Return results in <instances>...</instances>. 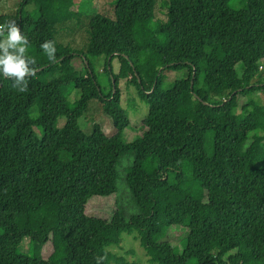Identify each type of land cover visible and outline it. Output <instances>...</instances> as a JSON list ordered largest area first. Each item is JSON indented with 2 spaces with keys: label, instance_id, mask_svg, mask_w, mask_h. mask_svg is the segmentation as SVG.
Masks as SVG:
<instances>
[{
  "label": "trees",
  "instance_id": "16d2710c",
  "mask_svg": "<svg viewBox=\"0 0 264 264\" xmlns=\"http://www.w3.org/2000/svg\"><path fill=\"white\" fill-rule=\"evenodd\" d=\"M114 2L113 18L96 13L85 25L86 51L57 39L80 21L75 0H23L0 16L17 22L39 67L24 93L0 75V264H138L109 249L126 233L138 234L151 264H264V102L255 95L264 93V0ZM45 40L56 42L57 63ZM101 57L108 92L94 69ZM171 70L181 74L165 88ZM120 79L148 104L144 133L122 145L92 202L116 193L114 164L132 150L126 181L140 212L104 218L86 212L85 197L107 135L97 122L86 135L78 120L95 100L116 129L129 128ZM213 190L228 192L226 211L210 204ZM176 229L186 237L178 253L166 240ZM26 240L44 254L21 252Z\"/></svg>",
  "mask_w": 264,
  "mask_h": 264
},
{
  "label": "rangeland",
  "instance_id": "374dc122",
  "mask_svg": "<svg viewBox=\"0 0 264 264\" xmlns=\"http://www.w3.org/2000/svg\"><path fill=\"white\" fill-rule=\"evenodd\" d=\"M22 1L23 0H0V16L16 13ZM30 7V5L27 6V8ZM74 9L81 15L80 21L72 20L68 22L63 27V31L61 30L60 34L57 36V39L74 49L86 51L88 39L85 25L88 24L90 17L96 13H101L113 18L115 15V2L114 0H75ZM157 10H159V7H157ZM76 60L80 61L81 59L77 58ZM104 62V57L94 60V69L98 75L101 86L105 88L104 92H108L111 88V84L108 75L103 72ZM119 66V60L115 58L113 61V68L116 73L119 72ZM260 68V77H264L263 62ZM180 74L181 73L172 70L168 71L165 88H169L172 81L180 76ZM118 89L120 91L121 105L129 117L131 125L129 128L123 130L116 129L111 117L100 111L98 103L95 100L90 102L91 104L88 110L85 111L78 120L81 129L86 135L92 134L94 122L101 124L107 135V138L102 143L101 160L95 183L89 194L85 197L86 212L104 218H109V211L113 209H120L127 218L140 212L136 199L126 181L128 170L133 165L135 159V153L132 150L121 153L117 162L114 164L118 174L116 179V193L111 195L108 198L110 200L106 201L104 205L92 202V197L106 189L109 185L112 178L111 162L122 145L136 140L144 133L142 121L148 114V104L139 96L136 85L129 83L127 79H120ZM255 95H258L264 102V93L258 92ZM79 96L80 91L72 90L69 101L74 103ZM247 98V96H242L239 100V111L243 114L247 113ZM64 123L65 119L61 118L59 119L58 126L62 127ZM209 201L215 209L226 211L229 204V194L226 191L213 190L209 193ZM184 236L185 234L180 229H176L171 236L166 238V240H169L176 253L181 251L184 246L186 239ZM109 249L116 257H122L127 262L151 264L137 233L124 234L121 243L112 245ZM20 251L37 258L44 254L41 245L31 243L28 240L20 247ZM110 264L118 263L112 260Z\"/></svg>",
  "mask_w": 264,
  "mask_h": 264
},
{
  "label": "clouds",
  "instance_id": "9594fccd",
  "mask_svg": "<svg viewBox=\"0 0 264 264\" xmlns=\"http://www.w3.org/2000/svg\"><path fill=\"white\" fill-rule=\"evenodd\" d=\"M30 41L15 20L0 24V75L13 81L19 92H27L29 81L39 71L37 59L29 53ZM41 50L51 63H57L56 42L45 40ZM102 258H97V264Z\"/></svg>",
  "mask_w": 264,
  "mask_h": 264
},
{
  "label": "water",
  "instance_id": "95a60500",
  "mask_svg": "<svg viewBox=\"0 0 264 264\" xmlns=\"http://www.w3.org/2000/svg\"><path fill=\"white\" fill-rule=\"evenodd\" d=\"M86 64L89 66V63H88V61L86 60ZM44 67H46V66H44ZM139 81H140V79H139ZM113 83H115V81L113 80ZM192 86H193V82H192ZM116 90V88H115V86H114V91Z\"/></svg>",
  "mask_w": 264,
  "mask_h": 264
}]
</instances>
